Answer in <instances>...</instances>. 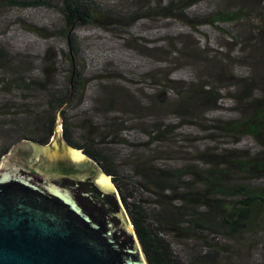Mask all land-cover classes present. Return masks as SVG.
I'll list each match as a JSON object with an SVG mask.
<instances>
[{
	"label": "trees",
	"instance_id": "16d2710c",
	"mask_svg": "<svg viewBox=\"0 0 264 264\" xmlns=\"http://www.w3.org/2000/svg\"><path fill=\"white\" fill-rule=\"evenodd\" d=\"M198 1L167 0L149 10L159 8L162 13L157 15L160 18L181 21L190 17L187 10ZM56 4L64 21L62 26L53 33L35 26L29 29L46 38L62 39L64 47L44 48L40 54L28 56L33 66H25L11 60L9 51L0 43V72L8 71L11 76L8 84H13L11 87L0 86V92L9 93L15 88L34 93L25 108H17L11 119L0 120V160L21 139L47 144L59 120L64 140L96 159L110 176L148 264H241V249L245 243L249 245L254 240L250 238L259 235L264 242V149L253 151L249 146H235L247 138L256 147H264V95L253 94L255 86L249 90L262 74L256 72L252 78L235 76L236 80L244 82V86L230 96L233 101L230 108L223 107L222 102L231 85L218 84L217 69L210 70L211 75H215L212 82H201V73L196 72L195 83L187 85L185 77L165 74L159 79L155 75L151 86L153 99L147 108H143L125 89V76L110 73L98 78L101 69L97 70L98 64H94L95 87L89 92L86 85L91 80L82 78L75 57L81 55L82 43L87 40L84 31L110 30L117 24L107 23L105 16L111 17L110 10L96 0H55L54 3L0 0V7L11 10L56 8ZM242 17L238 8L221 11L212 15L211 20L188 25L194 29L203 26L201 24L218 25ZM257 19L262 38L264 20L259 15ZM176 34L174 37L178 36ZM159 40L167 43L159 50L168 52V56L174 54L180 60H194L192 65H198L195 60L200 59L211 67L220 66L208 58V48L201 47L198 41L192 49H185L182 40L180 43L175 40L172 46L167 36ZM149 43L151 41L144 44L148 54L158 50L157 44ZM51 52L55 55L50 56ZM259 57L264 58V50L259 52ZM112 62L113 59L104 60L103 72L113 65ZM182 68L180 70H184ZM58 73H63L59 85L50 80ZM225 89L226 93L222 94ZM71 92L69 103L59 111ZM40 99L42 104L38 103ZM90 103H94L90 108L98 113L95 120L80 117L82 112L86 114L84 111ZM156 104L158 108L162 105L166 110L171 108V114L178 122H169L170 116L167 111L161 112L162 107L158 109L160 117L154 114L148 121H144L143 116L131 114L133 110L155 109ZM226 110L231 112L210 116L212 112ZM1 114L2 117L6 115L5 112ZM181 126H193L201 132L203 139L223 141V146L217 143L197 150L195 145L189 144L182 148L178 145L182 137L176 139L181 135L177 131ZM136 129L139 132L134 135Z\"/></svg>",
	"mask_w": 264,
	"mask_h": 264
},
{
	"label": "rangeland",
	"instance_id": "374dc122",
	"mask_svg": "<svg viewBox=\"0 0 264 264\" xmlns=\"http://www.w3.org/2000/svg\"><path fill=\"white\" fill-rule=\"evenodd\" d=\"M45 1L54 3L55 0ZM96 1L104 4V7L110 10L111 17L105 16L107 23L113 21L117 24L111 27L110 30L94 28L83 32L87 40L85 43H82L81 55L78 54L75 60L78 61L82 78L91 80L90 82L86 81V87L90 88L89 92H93V87H95L94 78L96 71L92 70V68H95L93 67L94 64H98L97 70L101 69V73H98V78L110 73H120L125 76L126 79L123 85L126 88H124L129 90L132 94L130 96L134 98L135 102H139L138 104L143 108H147L153 99V88L151 86L153 85L152 77L155 75L159 79L163 78L165 74H172L174 78L185 77L186 85L187 83H195L196 72L197 74L201 73V82H212L213 76L216 75V78L219 80L217 81L218 84L221 86L231 85L228 96L222 102L223 107L230 108L233 107V101L230 96L238 92L237 89L244 86V82L242 80H236L235 76L240 75L245 78H252L256 75V72H259L262 75L256 82L254 80L252 81L254 84L249 86V90H252L255 86L253 94L256 96L259 95L260 97L264 95V58L260 59L259 57V52L264 50V37L261 38L259 36L262 28H260V22L257 19L259 15L264 20V2H260L259 0H199L195 6L187 10L190 17L180 19L183 21L181 22L177 19L168 20L160 18L157 15V13H162L159 8L149 10V8L163 5L167 0ZM175 1L178 0H171V2ZM57 7L59 8L58 4H56V8L36 7L11 10L0 7V32L3 34L0 36V43L6 47L7 52L9 51L11 60L21 65L33 66L30 57L35 53L40 54L47 47L54 46V50L61 46L64 47V41L62 39L60 40L54 36L46 38L35 33L34 30L29 29L35 26L48 30V33H53V30L62 26L64 21L59 14L60 12L58 13ZM238 8H240L243 17L234 22L220 23L218 25L201 24L203 26H198L194 29L188 25L190 23L211 20L212 15L219 14L221 11L228 12L237 10ZM256 10L258 14H256ZM139 24L141 25L140 27H138ZM176 32L178 33L176 34ZM174 33L178 36L174 37ZM164 36L171 39L169 42V44L171 43L170 46H172L175 40L179 43L182 40L185 49H192L194 43L197 44V41L201 44V47L205 45L209 50L207 53L208 58L220 63L219 68L211 67L209 64L201 62L200 59L195 60V62L198 61V65L194 64V66L192 65L194 60H180L174 54L168 56V52H161L162 50L159 49L167 46V43L163 44L159 40L161 38L163 39ZM132 37L134 39L131 40ZM149 41H151L149 43L151 45L157 44L158 50L155 51L158 53L154 51V53L148 54V47L144 46V44ZM201 47L200 49H202ZM52 55L54 56L55 53L51 52L50 56ZM106 58L113 59V65L107 67L103 72L102 66ZM200 58H203V56ZM181 67L184 70H180ZM210 70H216L215 75L212 76ZM10 77L8 71H1L0 86H13L12 83L8 84ZM50 80L58 85L61 84L63 81V73H58L55 78L52 77ZM235 81L238 82L237 86H235ZM213 84L217 85V83ZM178 88L180 87H176V89ZM96 90L98 89L96 88ZM225 93L226 89L222 94ZM33 94L32 92L25 93L21 90L18 91L15 88H11L9 93L1 91L0 120L11 119L13 112L15 110L17 112V108L19 110L25 108L30 102L28 100L32 99ZM44 100L46 99L44 98ZM42 102V99L38 101L41 104ZM128 103H131L130 100H128ZM92 106H94V103H90L84 111L86 114L82 112L80 117L85 116L88 118L92 117L94 120L97 119L98 113H96L95 109L90 108ZM161 107V112L167 111V114L170 116L168 119L169 122H178V119L171 114V108H167L166 110L163 108V105L158 108L156 104V110L151 107L143 111L133 110L131 114L143 116L145 117L144 121H148L149 118L153 119L152 115L154 114L160 117L158 109ZM29 110L32 109L29 108ZM72 111L74 112V110ZM3 112L6 115L2 117L1 113ZM229 112L231 110L212 112L210 116H223ZM135 131L134 135H137L139 130L136 129ZM177 131L181 133L176 139L179 136L182 137V141L178 144L182 148L189 144L191 146L195 145V149L197 150H201L205 146H216L217 143H221L219 146H223V141H206L203 139L201 132L193 126H181ZM194 137L197 138L195 141H193ZM226 146L230 147L233 145ZM235 146L244 148L249 146L253 151L264 149L261 146L256 147L255 143H251L247 138L240 140ZM250 239L254 240L249 242V245L244 244L241 249L239 261L241 264H264L263 239L259 235Z\"/></svg>",
	"mask_w": 264,
	"mask_h": 264
},
{
	"label": "water",
	"instance_id": "95a60500",
	"mask_svg": "<svg viewBox=\"0 0 264 264\" xmlns=\"http://www.w3.org/2000/svg\"><path fill=\"white\" fill-rule=\"evenodd\" d=\"M59 124L0 160V264H148L110 176Z\"/></svg>",
	"mask_w": 264,
	"mask_h": 264
}]
</instances>
